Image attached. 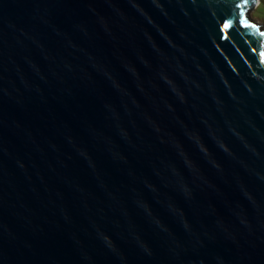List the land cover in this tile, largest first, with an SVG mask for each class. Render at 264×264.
Here are the masks:
<instances>
[{
    "label": "water",
    "instance_id": "water-1",
    "mask_svg": "<svg viewBox=\"0 0 264 264\" xmlns=\"http://www.w3.org/2000/svg\"><path fill=\"white\" fill-rule=\"evenodd\" d=\"M254 4L0 0V264H264Z\"/></svg>",
    "mask_w": 264,
    "mask_h": 264
},
{
    "label": "rangeland",
    "instance_id": "rangeland-1",
    "mask_svg": "<svg viewBox=\"0 0 264 264\" xmlns=\"http://www.w3.org/2000/svg\"><path fill=\"white\" fill-rule=\"evenodd\" d=\"M249 17L264 28V0H257L249 11Z\"/></svg>",
    "mask_w": 264,
    "mask_h": 264
},
{
    "label": "snow or ice",
    "instance_id": "snow-or-ice-1",
    "mask_svg": "<svg viewBox=\"0 0 264 264\" xmlns=\"http://www.w3.org/2000/svg\"><path fill=\"white\" fill-rule=\"evenodd\" d=\"M224 27H228V25H227V24H225V25H224Z\"/></svg>",
    "mask_w": 264,
    "mask_h": 264
},
{
    "label": "bare ground",
    "instance_id": "bare-ground-1",
    "mask_svg": "<svg viewBox=\"0 0 264 264\" xmlns=\"http://www.w3.org/2000/svg\"><path fill=\"white\" fill-rule=\"evenodd\" d=\"M255 1H257V0H255Z\"/></svg>",
    "mask_w": 264,
    "mask_h": 264
}]
</instances>
